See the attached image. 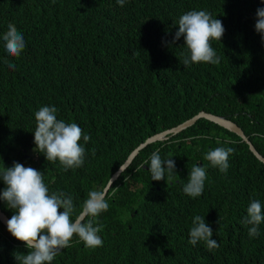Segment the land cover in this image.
Returning a JSON list of instances; mask_svg holds the SVG:
<instances>
[{
	"label": "trees",
	"instance_id": "16d2710c",
	"mask_svg": "<svg viewBox=\"0 0 264 264\" xmlns=\"http://www.w3.org/2000/svg\"><path fill=\"white\" fill-rule=\"evenodd\" d=\"M258 8L262 0H127L123 7L116 0H0V166L39 170L49 191L72 195L79 212L89 190L104 188L133 148L200 110L235 122L264 157ZM190 10L222 21V39L211 42L220 63L182 65L183 36L170 42ZM9 23L26 42L18 57L4 48ZM42 106L56 107L58 119L90 136L80 141V168L65 171L34 151V114ZM217 147L235 149L227 173L204 159ZM157 149L175 161L172 180L167 173L151 180L149 158ZM194 165L207 174L196 198L183 192ZM5 187L0 180V191ZM106 199L109 209L96 218L103 245L87 248L74 236L51 264H264V222L258 237L241 222L252 200L264 211V164L239 136L208 119L140 150ZM0 209L9 218L15 213L2 200ZM195 215L204 216L219 247L188 243ZM27 251L0 222V264H17L14 253Z\"/></svg>",
	"mask_w": 264,
	"mask_h": 264
},
{
	"label": "clouds",
	"instance_id": "9594fccd",
	"mask_svg": "<svg viewBox=\"0 0 264 264\" xmlns=\"http://www.w3.org/2000/svg\"><path fill=\"white\" fill-rule=\"evenodd\" d=\"M126 2L127 0H116L121 7ZM177 27L178 30L170 43L174 44L183 36L187 49L186 53L181 54L183 66L200 62L220 63L211 42L220 41L223 37L225 29L221 20L206 10H190L179 17ZM254 27L264 41V8L256 10ZM2 40L5 51L12 57H18L26 47L23 33L12 23L7 25ZM5 63L9 68H15V65L7 60ZM57 112L58 109L54 106H42L35 112L34 151L42 153L48 162L58 161L65 171L80 168L86 155V149L80 141L83 139L87 143L90 136L85 135L77 123H66L58 119ZM258 135L264 137V134ZM234 152L235 149L231 147H217L207 151L204 159L220 172L227 173L229 156ZM170 157L171 154L167 159H162L158 149L151 153L150 164L145 161L149 164L151 180L160 181L166 173L168 180H172L175 161ZM206 179V168L194 165L183 192L192 198L201 196ZM0 180L6 185L4 190L0 191V200L4 201L8 208L15 210L6 222L7 231L16 240L23 242L28 250L26 255L14 253L17 264H51L62 249L71 246L74 236L87 248L94 249L103 245L99 235L103 226L96 218L109 209L106 199L108 187L89 190L87 199L77 212L72 195L63 191L50 192L43 173L37 169L25 167L18 162H13V165L7 168L2 165ZM110 183L112 184V181ZM112 195H115V191ZM246 211L247 215L241 222L246 226L250 225L249 237H258L259 225L264 222L261 202L252 200ZM212 236L213 229L205 222L204 216H193L188 243L195 246L198 242H204L211 250L219 247Z\"/></svg>",
	"mask_w": 264,
	"mask_h": 264
},
{
	"label": "water",
	"instance_id": "95a60500",
	"mask_svg": "<svg viewBox=\"0 0 264 264\" xmlns=\"http://www.w3.org/2000/svg\"><path fill=\"white\" fill-rule=\"evenodd\" d=\"M201 118L208 119L209 121L217 123L223 128L235 133L237 136H239L242 139V141H244L248 145V149L253 153V155L264 164V157L256 150V148L253 146L248 136L244 134L243 130L235 122H233L230 119H227L225 116L215 115V114L200 110L199 112H197L190 118L185 119L181 123L175 126H172L166 130H162L161 132L155 133L147 137L141 143H139L135 148L131 150V152L128 154L124 162L113 172V174L111 175V177L107 181V184L104 187H108V189H110V186L112 185L110 182L112 181L113 183L114 181L118 179L120 174L130 165L134 157L144 147L156 141L167 140L169 137L176 135L182 130L192 126L197 120ZM8 219L10 218L0 209V222L5 226L6 229H7L6 222Z\"/></svg>",
	"mask_w": 264,
	"mask_h": 264
},
{
	"label": "flooded vegetation",
	"instance_id": "af4514ba",
	"mask_svg": "<svg viewBox=\"0 0 264 264\" xmlns=\"http://www.w3.org/2000/svg\"><path fill=\"white\" fill-rule=\"evenodd\" d=\"M199 165H201V162H199Z\"/></svg>",
	"mask_w": 264,
	"mask_h": 264
}]
</instances>
